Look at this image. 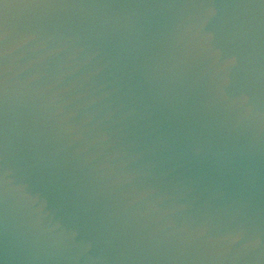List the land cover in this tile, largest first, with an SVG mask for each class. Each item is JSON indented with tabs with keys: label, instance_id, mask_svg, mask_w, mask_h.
<instances>
[{
	"label": "water",
	"instance_id": "1",
	"mask_svg": "<svg viewBox=\"0 0 264 264\" xmlns=\"http://www.w3.org/2000/svg\"><path fill=\"white\" fill-rule=\"evenodd\" d=\"M0 264H264V0H0Z\"/></svg>",
	"mask_w": 264,
	"mask_h": 264
}]
</instances>
